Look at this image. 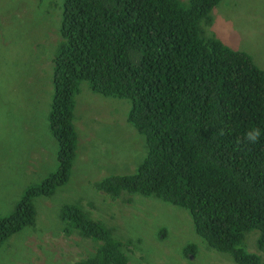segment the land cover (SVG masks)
Returning <instances> with one entry per match:
<instances>
[{"label":"trees","instance_id":"1","mask_svg":"<svg viewBox=\"0 0 264 264\" xmlns=\"http://www.w3.org/2000/svg\"><path fill=\"white\" fill-rule=\"evenodd\" d=\"M220 1L62 0L50 113L59 167L0 217V247L35 223V197L68 181L78 146L75 96L88 81L94 92L130 101L127 120L147 145L135 172L111 174L97 189L113 199L127 191L177 204L210 248L237 264H261L244 240L258 231L264 252V69L205 35L200 23ZM64 219L66 233L99 243L77 264L128 263L123 241L99 220L77 205Z\"/></svg>","mask_w":264,"mask_h":264},{"label":"rangeland","instance_id":"2","mask_svg":"<svg viewBox=\"0 0 264 264\" xmlns=\"http://www.w3.org/2000/svg\"><path fill=\"white\" fill-rule=\"evenodd\" d=\"M63 11L62 0H0V217L12 214L26 190L59 167L50 113ZM16 20L20 28L8 27ZM200 25L206 36L248 53L264 69V0H221L211 20ZM130 107L126 98L81 83L70 177L51 195L34 198L35 224L3 242L0 264H77L93 254L99 243L92 237L65 232V208L71 205L123 241L127 264H236L207 245L177 204L127 191L113 199L97 189L111 174L135 172L146 155L145 137L127 120ZM256 232L246 234L244 245L264 261ZM190 245L195 249L188 252Z\"/></svg>","mask_w":264,"mask_h":264},{"label":"clouds","instance_id":"3","mask_svg":"<svg viewBox=\"0 0 264 264\" xmlns=\"http://www.w3.org/2000/svg\"><path fill=\"white\" fill-rule=\"evenodd\" d=\"M76 126V125H75ZM77 128V127H76ZM256 136H257V134L255 133V131H252V132H250L249 133V135H248V139L250 140V141H252V142H255V140H256ZM56 172V171H55ZM54 173V172H53ZM56 190V189H55ZM51 195V194H50ZM42 196H49V195H42ZM38 197V196H37ZM175 205V204H174ZM188 213H189V211L188 210H186ZM192 218V217H191ZM36 222V221H35ZM35 224V223H34ZM33 224V225H34ZM66 232V231H65ZM68 234V233H67ZM71 234V233H70ZM258 239V238H257ZM248 247V246H247ZM249 248V247H248ZM250 250V249H249ZM251 251V250H250ZM236 263V262H235ZM237 264V263H236ZM261 264H264V261H262L261 260Z\"/></svg>","mask_w":264,"mask_h":264},{"label":"flooded vegetation","instance_id":"4","mask_svg":"<svg viewBox=\"0 0 264 264\" xmlns=\"http://www.w3.org/2000/svg\"><path fill=\"white\" fill-rule=\"evenodd\" d=\"M234 261V260H233Z\"/></svg>","mask_w":264,"mask_h":264}]
</instances>
